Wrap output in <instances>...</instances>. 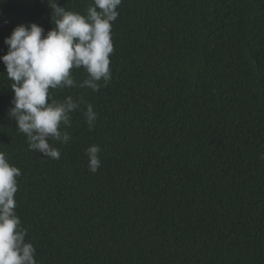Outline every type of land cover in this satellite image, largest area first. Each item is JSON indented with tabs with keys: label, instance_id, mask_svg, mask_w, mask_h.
<instances>
[{
	"label": "trees",
	"instance_id": "1",
	"mask_svg": "<svg viewBox=\"0 0 264 264\" xmlns=\"http://www.w3.org/2000/svg\"><path fill=\"white\" fill-rule=\"evenodd\" d=\"M51 2L0 0V56L18 25L55 26ZM57 3L86 14L92 0ZM117 10L107 86L50 89L98 114L89 129L81 104L69 142L49 139L58 160L30 150L9 116L0 61V151L22 173L16 214L37 264H264V0Z\"/></svg>",
	"mask_w": 264,
	"mask_h": 264
},
{
	"label": "clouds",
	"instance_id": "2",
	"mask_svg": "<svg viewBox=\"0 0 264 264\" xmlns=\"http://www.w3.org/2000/svg\"><path fill=\"white\" fill-rule=\"evenodd\" d=\"M121 3L122 0H92L86 14H81L65 10L57 0H52L49 5L55 26L50 31L45 34L42 26L25 23L5 38L8 51L0 56V61L13 82L9 116L16 121L18 131L26 135L30 150L60 159V151L50 146L49 139L69 142L71 137L66 129L71 127V114L81 104L86 108L84 116L89 129L95 127L98 114L91 103L83 98L75 100L71 95L54 99L50 89L80 87L98 92L101 81L107 86L112 79V27ZM81 68L88 76L78 82L72 70ZM100 151V146L92 145L85 153L93 173L101 167ZM21 174L0 151V264H37L36 249L26 242L27 229L16 214L17 177Z\"/></svg>",
	"mask_w": 264,
	"mask_h": 264
}]
</instances>
